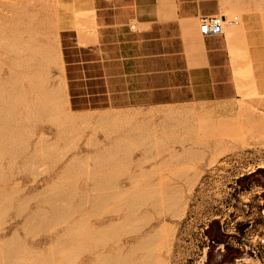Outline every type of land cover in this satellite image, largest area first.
<instances>
[{
  "label": "rangeland",
  "instance_id": "obj_1",
  "mask_svg": "<svg viewBox=\"0 0 264 264\" xmlns=\"http://www.w3.org/2000/svg\"><path fill=\"white\" fill-rule=\"evenodd\" d=\"M227 1L223 0L226 9L221 15L225 16L228 23L236 22L232 25L224 24V35H222L227 38L229 52L233 57L231 62L233 84L235 89L237 86V97L234 100L230 97L233 94L231 92H195L193 87L175 84L170 87L174 93L173 100L170 98L159 106L155 104L142 109L130 108L123 112L116 110L115 113L113 111L73 113L67 105L58 38L59 31L68 24L75 25L81 32L88 29L90 12L87 0H0V39H2L0 48L4 51L1 52L0 49V76H6V85L2 86L0 81V95L7 89H17L16 94L22 99L15 95L16 101L18 99L23 102L30 99L29 102L32 103L30 105L35 106L34 108L30 106L28 118L24 116L27 118L26 121L28 120L25 122V129L21 131L19 142L15 140L13 145V151H15L16 148L26 147V144L30 143L27 153L24 156H18L15 152L0 153V264H111V259L116 255H120L121 258L123 256V260L134 258L133 264L136 262L141 264L142 253L132 256L127 243L142 233L150 235L153 227L159 228L163 224L171 225L169 226L170 236L172 232L173 235L166 239L168 241H164V243L168 242V245L162 243L160 249L158 248L159 261L154 262L152 258L147 264H264V0H236L235 3L234 0ZM29 14L34 18L30 19ZM32 20L35 25L30 24ZM24 24L30 29H25ZM14 25L20 27L19 31ZM36 25L41 31L43 30L40 33L37 29L41 35L37 34ZM70 25L66 27H71ZM31 28H35V31ZM234 28L239 32L234 31ZM25 30L28 35L32 31L30 35L33 37L28 36ZM16 32L20 35L16 36ZM22 35L25 38H22ZM198 36L203 38L199 32ZM28 37L30 38L27 41ZM231 37L241 38V41L239 39L233 45ZM11 41L18 44V47L21 44L22 48H17ZM26 41L25 46L40 43L35 44L36 49L31 48L35 54L32 50H28L32 45L23 46ZM154 42L155 40L148 42V51L154 50L156 46ZM161 42L166 52H172L169 39L164 37ZM3 57L6 60L10 58L9 62L4 61ZM19 57L23 58L19 59ZM23 59L24 61H21ZM22 63L24 67L18 65ZM20 74H22L21 77L24 75L25 77L21 78ZM161 79L173 81V77ZM174 80L182 81L180 77ZM35 85L37 91L34 90ZM153 89L155 90L156 86ZM28 90L29 94L34 92L28 95L26 92ZM168 90L169 86L166 92H171ZM31 96L34 99L35 97L39 100L43 99V103L36 104V99L33 102ZM50 99L57 103L50 102ZM35 110H38L39 115ZM130 111L137 116L132 115ZM103 117L105 121H102ZM67 118L74 119L72 121L75 125H68ZM130 126L134 128V131L141 128L135 134L139 137L135 138L124 133V130ZM34 142L40 143H35L37 145L35 146ZM119 146L121 149L119 148L120 152L118 150L116 155L118 166L115 164L114 168L113 166L103 168L97 164L96 160H93L97 159L96 156L107 154L109 148L111 150L112 147ZM182 146L190 149L192 153L175 161L176 159L171 157V151L181 150ZM104 147H109L105 150L106 153H103L106 149ZM110 150L109 153L114 154ZM30 156L36 158L35 162L28 161ZM74 158L81 159L76 161ZM71 163L75 165L72 175L65 174L64 167L68 164L72 165ZM79 168H83V172H80ZM108 170L111 171L110 174ZM259 170L263 172L257 173ZM89 171L90 175H94L91 176L93 178L104 175L112 179L110 181L108 179L109 188L106 186L103 190L111 197V200L104 201L103 205L97 208L92 202H82L78 197L85 192L92 197L94 193L97 194L94 197L100 194L96 187L93 188V182L87 180ZM74 172L77 174L76 179L73 177ZM254 173L256 175L251 176ZM146 174L151 176L145 177ZM247 176L250 177L247 178ZM67 177L71 179L73 177L74 180H68ZM130 177H133L132 180L135 186L138 184V187L134 186ZM147 177L149 180L146 179ZM194 177L196 180L191 188L192 191H186V180ZM67 181L75 182L74 187L77 186L75 189L78 196L75 195L74 200L62 198L60 201H54L57 207L71 212L70 216L56 215L52 208L53 199L47 193L43 196L42 194L47 189L55 188V185L68 183ZM156 181L158 186L161 183L160 188L156 183L154 184ZM48 185L49 188H47ZM133 187L148 190L153 199L151 200L149 196L141 197V200L140 196L135 198L136 209L140 212L139 217L142 215L143 218L146 211L149 212L146 213L147 215L150 214L148 217L145 216L146 219L138 217L133 223L137 232L134 231V227L132 228L133 225L130 227L124 225L128 212L125 196ZM89 188L92 189L89 190ZM160 189H164L163 195L170 194L172 189L181 194L180 197L186 203L180 213L181 216L179 215L180 218L169 213L170 216L162 205L159 206L162 214L157 216L153 205L160 197L158 193L161 192ZM163 213H167L168 216L166 214L162 216ZM28 216L34 218L31 225L25 222L28 221ZM37 220L39 223L41 221L46 223L40 228H35L38 225ZM113 222H120L122 225L113 231L105 230V227H109V224ZM72 224H77L74 226L75 231L68 229ZM33 225L34 228H32ZM90 228L92 235L89 233L82 236L81 232L84 230L85 233ZM12 239L18 245H15L16 242L9 241ZM70 242L74 243L69 244ZM66 243L68 247H64ZM11 244L16 248L13 254L8 252L13 248ZM154 258H157L156 255Z\"/></svg>",
  "mask_w": 264,
  "mask_h": 264
},
{
  "label": "crops",
  "instance_id": "obj_2",
  "mask_svg": "<svg viewBox=\"0 0 264 264\" xmlns=\"http://www.w3.org/2000/svg\"><path fill=\"white\" fill-rule=\"evenodd\" d=\"M223 4V0H87L88 29L81 32L71 26L59 31L70 111L159 106L173 100L170 87L175 84L195 92H231L234 100L237 86L227 38L203 36L199 30L200 20L221 15ZM164 37L172 52L161 45ZM239 39L231 37L232 44ZM152 40L156 46L148 51ZM165 77L173 81L161 79ZM179 77L182 81L176 82ZM167 86L171 92H166Z\"/></svg>",
  "mask_w": 264,
  "mask_h": 264
},
{
  "label": "bare ground",
  "instance_id": "obj_3",
  "mask_svg": "<svg viewBox=\"0 0 264 264\" xmlns=\"http://www.w3.org/2000/svg\"><path fill=\"white\" fill-rule=\"evenodd\" d=\"M30 1H32V0H30ZM227 1V0H226ZM235 1L236 0H234V3H235ZM238 1V0H237ZM240 1V0H239ZM21 2V1H20ZM225 2V1H224ZM228 2V1H227ZM261 2V1H260ZM263 2V1H262ZM56 3V2H55ZM238 3V2H237ZM249 3V2H248ZM259 3V2H258ZM232 4V3H231ZM256 4V3H255ZM37 5V4H36ZM224 5V4H223ZM233 5V4H232ZM235 5V4H234ZM233 5V6H234ZM241 5V4H240ZM15 6V5H14ZM232 6V7H233ZM238 6V5H237ZM259 6H260V4H259ZM23 9V8H22ZM261 9V8H260ZM32 10V9H31ZM259 10V9H258ZM13 11V10H12ZM14 12V11H13ZM23 13V12H22ZM26 12H24V14H25ZM30 13V12H29ZM34 13H36V11L34 12ZM27 14V13H26ZM30 15V14H29ZM33 15V14H32ZM36 14H34V16H35ZM28 16V15H27ZM30 19H32V18H34L33 16H28ZM32 17V18H31ZM37 17V16H36ZM213 17H218V18H221L222 19V32L220 33V34H217V35H210V36H222V35H224V24H229L230 23V25H232V24H235L236 22L235 21H229V23L228 22H226V18H225V16L224 15H215V16H213ZM27 18V17H26ZM29 18H27L28 20H29ZM46 18V17H45ZM204 18H207V17H204ZM204 18H202L201 20H200V24H201V21L204 19ZM19 20H21V19H19ZM44 20V19H43ZM33 21L34 20H32L31 22H30V24L31 23H33ZM37 21V20H36ZM42 22V21H41ZM19 23V22H18ZM27 23V22H26ZM40 23V22H39ZM22 24H23V22H22ZM38 24V23H37ZM25 25L26 24H24V27H25ZM33 25H35V23H33ZM68 25H70V24H68ZM68 25H65V27L66 26H68ZM9 26V25H8ZM12 26V25H11ZM15 26V25H14ZM29 26V25H28ZM31 26V25H30ZM56 26V25H55ZM71 26V25H70ZM75 26V25H74ZM15 27H17V26H15ZM15 27H13V28H15ZM35 27V26H34ZM38 27H41V26H39L38 25ZM12 28V29H13ZM18 28H20V27H17V29L16 30H18L19 31V29ZM27 28V25H26V27H25V29ZM46 28V27H45ZM9 29L11 30V28L9 27ZM8 29V30H9ZM28 29V28H27ZM29 29H30V27H29ZM28 29V30H29ZM32 29V28H31ZM37 29H39V28H37V25H36V32H37V34H39L38 32L39 31H37ZM7 30V31H8ZM40 30V29H39ZM199 30H200V26H199ZM234 31H238V29H236V28H234L233 29ZM6 31V32H7ZM13 31V30H12ZM17 31V32H18ZM21 31L23 32L24 31V28H23V30L21 29ZM20 31V34L22 33ZM26 31V30H25ZM32 31H35V28H33L32 29ZM32 31H28L29 32V35H28V33H27V31H26V33H27V35L28 36H32L33 37V35H30V33L32 32ZM43 31V30H42ZM41 30H40V33L42 32ZM11 32V31H10ZM16 32V33H17ZM36 32H35V35H36ZM239 32V31H238ZM14 33V32H13ZM12 33V34H13ZM19 33V32H18ZM17 33V34H18ZM26 33H24V34H26ZM34 33V32H33ZM200 33H201V31H200ZM7 34H9V32L7 33ZM6 34V35H7ZM12 34L11 35H9L10 37L12 36ZM16 34V36H19L20 34H18L17 35ZM80 34V33H79ZM27 35H26V37H27ZM39 35H41V34H39ZM81 35V37H83V39H84V36L82 35V34H80ZM92 35H95V34H91L90 33V36H92ZM201 35H203L202 33H201ZM88 36V35H87ZM203 36H208V35H203ZM9 37V38H10ZM22 38L24 37L23 35L21 36ZM37 37H39L38 35H37ZM36 37V38H37ZM80 37V39H82ZM93 37V36H92ZM4 38H6V37H4ZM21 38V39H22ZM25 38V37H24ZM29 38L30 37H28V38H26L27 39V41L29 40ZM35 38V37H34ZM34 38H32L33 39V41H34ZM7 39V38H6ZM15 39V38H14ZM86 39H88V41H89V36H88V38H86ZM85 39V40H86ZM0 40H2V39H0ZM18 42H20V39L18 38ZM25 40V39H24ZM36 40V39H35ZM8 41V40H7ZM27 41L26 42H24L23 43V46H25L24 44L26 43L27 44ZM39 41V40H38ZM22 42V41H21ZM36 42V41H35ZM11 43H13L12 41H11ZM31 43H33V42H31ZM13 44H15V43H13ZM28 44H30V42L28 43ZM36 44V43H35ZM35 44L34 45H32V47H30V49H28L29 51H31L32 49H36L35 48ZM37 44H40V43H37ZM36 44V45H37ZM10 46H12L11 44H9ZM8 45V46H9ZM16 46H17V48H22V45L21 44H19V46L20 47H18V44H15ZM31 45H26L25 47H27V46H31ZM33 46H34V48H33ZM15 46H13V48H14ZM43 47H44V45H43ZM16 48V49H17ZM29 48V47H28ZM32 48V49H31ZM1 49V48H0ZM24 49V48H23ZM38 50H39V48H37ZM43 49V48H42ZM59 49V48H58ZM9 50V49H8ZM44 50V49H43ZM13 51V50H12ZM19 51L20 52H22L21 51V49H19ZM18 51V52H19ZM24 51H25V49H24ZM27 51V50H26ZM33 51V50H32ZM1 52H4V51H2V49H1ZM9 52H11V51H9ZM15 52V51H14ZM19 52V53H20ZM36 52H37V50H36ZM7 53V52H6ZM5 53V54H6ZM29 53H31V52H29ZM33 53H34V51H33ZM4 54V55H5ZM7 54H10V53H7ZM12 54V53H11ZM35 54V53H34ZM42 54V53H41ZM2 55H3V53H2ZM15 55V54H14ZM30 55V54H29ZM45 55V54H44ZM8 56H11V55H8ZM36 56H38V57H41V56H39L38 54H36ZM51 56V55H50ZM24 57V56H23ZM22 57V58H23ZM28 57H31V56H28ZM33 57V56H32ZM21 57H19V59H20ZM21 58V59H22ZM26 58H27V56H26ZM37 58V57H36ZM59 58V57H58ZM3 59H5L4 57H3ZM8 59H10V58H8ZM8 59L6 60H4V61H8ZM32 59V58H31ZM14 60V59H13ZM12 60V61H13ZM30 60V59H29ZM42 60V59H41ZM60 60V59H59ZM21 61H24V59L23 60H21ZM26 61H28V60H26ZM40 61V60H39ZM45 61V60H44ZM9 62V61H8ZM10 63H12V62H10ZM18 63V62H17ZM32 63V62H31ZM2 65V64H1ZM15 65H17V64H15ZM19 66H21V67H24L23 66V63H22V65H20V64H18ZM25 65V64H24ZM28 65V64H27ZM5 66V65H4ZM3 66V67H4ZM9 66V65H8ZM29 66H31L30 64H29ZM32 66H33V64H32ZM38 66V65H37ZM2 67V66H1ZM2 67V68H3ZM35 67V66H34ZM39 67V66H38ZM28 69V68H27ZM40 69V68H39ZM2 70V69H1ZM32 70V69H31ZM36 71H37V69H35ZM11 71H13V70H11ZM33 71V70H32ZM10 72V71H9ZM10 73H12V72H10ZM15 73V72H14ZM29 73V72H28ZM26 74V73H25ZM30 74H31V72H30ZM29 74V75H30ZM15 75V74H14ZM48 75V74H47ZM8 76H12V75H8ZM22 76V74H20V77ZM27 76V75H26ZM16 77V76H15ZM23 77H25V75L23 76ZM23 77H21V78H23ZM8 78V77H7ZM0 81H1V85L3 86V85H6V76L5 77H3L2 75L0 76ZM13 79H15V78H13ZM12 79V80H13ZM29 79V78H28ZM31 79V78H30ZM29 79V80H30ZM43 79V78H42ZM64 79V78H63ZM11 80V79H10ZM23 80V79H22ZM24 80H27V79H25L24 78ZM16 81H17V79H16ZM20 81H21V79H20ZM32 81V80H31ZM30 81V82H31ZM26 82V81H25ZM33 82V81H32ZM23 83V82H22ZM28 83H29V81H28ZM38 83V82H37ZM17 84V83H16ZM26 84H27V82H26ZM35 84H36V82H35ZM0 85V86H1ZM18 85V84H17ZM31 85H32V83H31ZM33 85H34V83H33ZM40 85V84H39ZM43 85H44V83H43ZM38 86V85H37ZM11 87V86H10ZM27 87V86H26ZM28 87H29V85H28ZM39 87V86H38ZM2 88V87H1ZM8 88V87H7ZM40 88H41V86H40ZM40 88H38V90L40 89ZM43 88V87H42ZM5 89V88H4ZM23 89H25L24 87H23ZM32 89H33V87H32ZM32 89H29V90H32ZM17 90V89H16ZM16 90H14V89H7L6 91H3V93L1 92V95H0V153H5V152H7V153H14L15 152V154L16 155H18V156H24L26 153H27V151H28V148H29V146H31V144L29 143V144H26L27 146L25 147V146H23V147H25V149H23V147L22 148H19L18 147V149L16 148V150L15 151H13V145H14V141L15 140H17V142H19L18 140H19V136H20V134H21V131L22 130H24L25 129V122H27L26 121V119L28 118V116H29V110H30V104H32V103H30L29 102V100L30 99H28V101H26L25 99H23V100H25V101H21L20 102V100L18 101V99H17V101L15 100L16 98H15V95L16 96H18L16 93ZM26 91L27 92V94L28 95H30V94H32V93H28V92H30V91ZM34 90H36V85H35V88H34ZM21 91H23V90H21ZM37 91V90H36ZM40 91V90H39ZM44 91V90H43ZM54 92V91H53ZM39 93V92H38ZM56 93H58V92H56ZM23 94V93H22ZM25 95H27L26 93H24ZM39 94H41V93H39ZM28 95H27V97H28ZM51 95V94H50ZM34 96V95H33ZM36 96V95H35ZM19 97V96H18ZM32 97V96H31ZM37 97H38V95H37ZM49 97V96H48ZM19 98H21V97H19ZM25 98V97H24ZM33 98V97H32ZM42 98H43V95H42ZM50 98V97H49ZM22 99V98H21ZM35 99H36V97H35ZM34 98L33 99H31L32 101L33 100H35ZM55 99H56V97H55ZM38 100L39 99H36L35 101H36V104H42L43 102H42V100H41V102H40V100H39V102H38ZM51 100V101H50ZM49 101L50 102H54V101H52V99H50ZM31 101V102H32ZM34 102V101H33ZM56 102V101H55ZM54 102V103H55ZM57 103V102H56ZM45 105L47 106V103H45ZM44 105V106H45ZM53 105V104H52ZM19 106L21 107V108H19ZM33 106H34V104H33ZM33 106H31V108H34ZM40 106V105H39ZM44 106H41L42 108L44 107ZM38 107V106H37ZM40 107V108H41ZM18 108H19V110H18ZM40 108H38V110L40 109ZM41 108V109H42ZM47 108H48V106H47ZM54 108V107H53ZM51 109V108H50ZM55 109V108H54ZM58 109V108H57ZM142 109V108H141ZM186 109V108H185ZM38 110H35L37 113H38V115H39V112H38ZM43 110V109H42ZM48 110H49V108H48ZM110 110V109H109ZM127 110V109H126ZM31 111V110H30ZM34 111V112H35ZM44 111V110H43ZM50 111V110H49ZM118 111V110H117ZM129 111V110H128ZM35 112V114H37ZM56 112V111H55ZM114 112V111H113ZM122 112H123V110H122ZM127 112V111H126ZM131 112V111H130ZM129 112V113H130ZM134 112V111H133ZM48 113V112H47ZM70 113V112H69ZM115 113V112H114ZM117 113V112H116ZM125 113V112H124ZM181 113V112H180ZM188 113V112H187ZM55 114V113H54ZM126 114V113H125ZM131 114H132V112H131ZM179 114V113H178ZM31 115V114H30ZM56 115V114H55ZM54 115V116H55ZM67 115V114H66ZM71 115V114H70ZM124 115V114H123ZM132 115H135L134 113L132 114ZM145 115V114H144ZM166 115V114H165ZM169 115V114H168ZM24 116L25 117H27V118H24ZM41 116V115H40ZM39 116V117H40ZM60 116H61V114H60ZM72 116V115H71ZM114 116H119V115H114ZM135 116H137V115H135ZM146 116V115H145ZM31 117H33V116H31ZM53 117V116H52ZM64 117V116H63ZM67 117V116H66ZM82 117V116H81ZM109 117V116H108ZM131 117V116H130ZM153 117V116H152ZM182 117V116H181ZM41 118V117H40ZM48 118V117H47ZM77 118V117H76ZM113 119H114V117H112ZM121 118V117H120ZM125 118V117H124ZM133 118V117H132ZM135 118V117H134ZM148 118V117H147ZM35 119V118H34ZM46 119V118H45ZM50 119V118H49ZM67 119H69V120H67L66 121V123L68 124V125H75V122L74 121H72V120H74V119H71V118H67ZM118 119V118H117ZM151 119V118H150ZM29 120H30V118H29ZM32 120V119H31ZM36 120V119H35ZM40 120V119H39ZM56 120V119H55ZM108 120H110V119H108ZM143 120V119H142ZM153 120V119H152ZM180 120V119H179ZM190 120V119H189ZM38 121V120H37ZM48 121V120H47ZM51 121V120H50ZM102 121H105V119H104V117L102 118ZM113 121V120H112ZM139 121H141V120H139ZM144 121V120H143ZM166 121V120H165ZM184 121H186V120H184ZM142 122V121H141ZM157 122H159V121H157ZM172 122V121H171ZM178 122V121H177ZM182 122V121H181ZM189 122V121H188ZM34 123V122H33ZM35 123H36V121H35ZM54 123V122H53ZM109 123V122H108ZM124 123V122H123ZM128 123V122H127ZM135 123H137V122H135ZM139 123V122H138ZM143 123V122H142ZM150 123V122H149ZM184 123V122H183ZM59 124V123H58ZM66 124V125H67ZM106 124H107V122H106ZM115 124V123H114ZM125 124V123H124ZM129 124V123H128ZM151 124V123H150ZM175 124V123H174ZM178 124V123H177ZM182 124V123H181ZM27 125V124H26ZM32 125V124H31ZM35 125V124H34ZM37 125V124H36ZM62 125V124H61ZM156 125V124H155ZM154 125V126H155ZM186 125V124H185ZM33 126V125H32ZM59 126H60V124H59ZM64 126V125H63ZM129 126V125H128ZM135 126H136V124H135ZM169 126V125H168ZM172 126V125H171ZM170 126V127H171ZM177 126V125H176ZM31 127V126H30ZM66 127V126H65ZM107 127V126H106ZM109 127V126H108ZM111 127H112V124H111ZM111 127H109V128H111ZM118 127V126H117ZM132 126H130V128H126L125 130H124V133L125 134H127V135H129V136H135V138H137V137H139V136H137V135H135L136 134V131H138L139 129H141V128H139L138 130H136V131H134V128H131ZM141 127V126H140ZM151 127V126H150ZM162 127V126H161ZM167 127V126H166ZM187 127V126H186ZM24 128V129H23ZM60 128V127H59ZM67 128V127H66ZM69 128V127H68ZM73 128V127H72ZM108 128V129H109ZM143 128H144V126H143ZM159 128V127H158ZM180 128V127H179ZM34 129V128H33ZM63 129V128H62ZM65 129V128H64ZM135 129H137V128H135ZM171 129V128H170ZM29 130V129H28ZM28 130H27V132H28ZM113 130V129H112ZM150 130V129H149ZM155 130V129H154ZM168 130V129H167ZM59 131V130H58ZM64 131V130H63ZM67 131H68V129H67ZM143 131V130H142ZM146 131V130H145ZM162 131V130H161ZM165 131V130H164ZM26 132V131H25ZM62 132V131H61ZM144 132V131H143ZM24 133V132H23ZM142 133V132H141ZM144 133H146V132H144ZM148 133H150V132H148ZM157 133V132H156ZM27 134V133H26ZM29 134V133H28ZM138 134V133H137ZM143 134V133H142ZM154 134H155V132H154ZM168 134V133H167ZM31 135V134H30ZM140 135V134H139ZM32 136V135H31ZM69 136V135H68ZM137 136V137H136ZM141 136V135H140ZM148 136H150L151 137V135H148ZM30 137V136H29ZM41 137H42V135H41ZM59 137V136H58ZM153 137V136H152ZM26 138H27V136H26ZM62 138V137H61ZM149 138V137H148ZM165 139H166V136L164 137ZM36 139H38V137L36 138ZM42 139V138H41ZM45 139V138H44ZM65 139V138H64ZM141 139H142V137H141ZM140 138H139V140H141ZM144 139V138H143ZM146 139V138H145ZM22 140V139H21ZM26 140V139H25ZM43 140V139H42ZM42 140L40 141V140H37V141H40V142H42ZM61 140V139H60ZM138 140V141H139ZM147 140V139H146ZM157 140V139H156ZM44 141V140H43ZM22 142V141H21ZM20 142V143H21ZM24 142V141H23ZM40 142H34V144L33 145H35V143L36 144H39ZM144 142V141H143ZM152 143V142H151ZM161 143V142H160ZM43 144V143H42ZM45 144V143H44ZM43 144V145H44ZM53 144V143H52ZM154 144V143H153ZM157 144V143H156ZM21 145V144H20ZM24 145V144H23ZM42 145V146H43ZM49 145V144H48ZM141 145H143V144H141ZM161 145V144H160ZM163 145V144H162ZM35 146H37V145H35ZM39 146V145H38ZM41 146V145H40ZM47 146V145H46ZM111 146H113V145H111ZM114 146H117V145H114ZM158 146V145H157ZM164 146V145H163ZM141 147H143V146H141ZM144 147H146V146H144ZM153 147V146H152ZM151 147V148H152ZM169 147V146H168ZM167 147V148H168ZM44 148V147H43ZM104 148H106V147H104ZM107 148H109V147H107ZM107 148L106 149H104V152L103 153H106L105 152V150H107ZM113 148L115 149V150H113ZM121 149V146H119V147H112V151L114 152V154H112V152H111V150H110V148L108 149V152H107V154H103V155H99V156H96L97 157V159H93V160H96V162H97V164H99V165H101L103 168H104V166H113V168H114V166H115V164L118 162L117 160H116V155H117V151L119 150V152H120V149ZM148 148H149V145H148ZM147 148V149H148ZM49 149V148H48ZM123 149V148H122ZM155 149V148H154ZM161 149V148H160ZM169 149H170V147H169ZM109 150H110V152L111 153H109ZM115 151H116V153H115ZM157 151H158V148H157ZM166 151V150H165ZM164 151V152H165ZM169 151V150H168ZM118 152V153H119ZM155 152V151H154ZM159 152V151H158ZM158 152H156V153H158ZM161 152V151H160ZM172 153H171V157H172V159L174 158V159H176L175 161H177V160H180V159H183L184 157H186V155L187 154H189L190 152L192 153V151H190V149H186L184 146H182L181 147V150H172L171 151ZM110 155H109V154ZM146 153V152H145ZM155 153V154H156ZM99 154V153H98ZM124 154V153H123ZM125 155V154H124ZM158 155V154H157ZM191 155V154H190ZM190 155H188V156H190ZM34 156V155H33ZM170 156V155H169ZM129 157H130V155H129ZM151 157V156H150ZM155 157V156H154ZM171 157H170V159H171ZM95 158V157H94ZM121 158V157H120ZM36 158L35 157H28V161L31 163H33V162H35L34 160H35ZM61 159V158H60ZM75 160L77 159V158H74ZM81 159V158H80ZM79 158L77 159L78 161L80 160ZM130 159V158H129ZM169 159V160H170ZM172 159H171V161H172ZM76 160V161H77ZM125 160V159H124ZM72 161H74V160H72ZM75 161V162H76ZM170 161V162H171ZM175 161H173V162H175ZM122 163L124 162V161H121ZM122 163H120V164H122ZM139 163V162H138ZM72 164V163H71ZM78 163H76V165H77ZM117 165V164H116ZM98 166V165H97ZM100 166V167H101ZM118 166V165H117ZM77 167V166H76ZM101 167V168H102ZM116 167V166H115ZM88 168V167H87ZM75 169V165H66L65 167H64V169H63V172L66 174H71V172L73 171ZM79 169H81V168H79ZM83 169V168H82ZM82 169L80 170V172L82 171ZM91 170V169H90ZM96 170V169H95ZM78 170H76V172H77ZM100 172H101V170H99ZM104 171V170H103ZM102 171V172H103ZM76 172H74L75 174H73V175H75V176H73L75 179H76ZM79 172V171H78ZM79 172V173H80ZM83 172V171H82ZM96 172V171H95ZM108 172H109V174H110V172L111 171H109L108 170ZM145 172V171H144ZM157 172H159V171H157ZM117 173V172H116ZM87 174V173H86ZM91 174V172L89 171L88 172V178H87V180H88V182H93V184H94V187L93 188H97L98 189V192L100 193L97 197H94V196H96L95 195V193L93 194L94 196L92 197V196H90V195H88V194H85V193H83L82 195L80 194L79 196L78 195H76L77 194V192H76V189L75 188H77V184L75 185L76 187H74V184H75V182L74 181H72V182H74V183H72V182H68V183H66V184H62V185H59V186H57V185H55V188H51V189H47V188H49V185H48V187L46 188L47 190H45V192L43 191V194H42V196L44 195V194H49L50 195V198H52L53 199V203L52 204H54L53 206H52V208H53V211H54V213L56 214V215H60V214H63V216L65 215V216H70V214H71V212L70 211H66V210H63V209H61V207H57V204H55L54 203V201H56V200H58V201H60L62 198H63V200H65V199H68V198H73V197H76V196H78V197H80V201H82V202H84V201H89V202H92V204H94V206H96V208L99 206L100 207V205H103V203H104V201L105 202H107V201H109V200H111V197L109 196V195H107V194H105L104 192H103V190L105 189V187L107 186L108 188H109V186L107 185L108 183H109V181L110 180H112V179H109L108 178V176H104L103 174H100V175H103V176H98V177H91V176H94V175H90ZM97 174V173H96ZM95 174V175H96ZM105 175H106V172L104 173ZM109 174H107V175H109ZM72 175V174H71ZM80 176H81V174H80ZM83 176V175H82ZM86 176V175H85ZM110 176V175H109ZM132 176V175H131ZM141 176V175H140ZM145 177L146 176H151V175H148V174H146V175H144ZM72 177V179L74 180V178ZM155 177V176H154ZM153 177V178H154ZM179 177V176H178ZM195 177H198V176H195ZM191 178V179H187L186 180V184H185V190L186 191H190L191 190V188L194 186V184H195V180H196V178ZM61 178V177H60ZM68 178V177H67ZM66 178V179H67ZM131 178V177H130ZM133 178V177H132ZM132 178H131V182H134L133 180H132ZM164 178H165V176H164ZM189 178V177H188ZM63 179H64V177H63ZM69 179H71V178H68V180ZM71 179V180H72ZM108 179H109V181H108ZM141 179V178H140ZM146 179H148V177L146 178ZM163 179V178H162ZM135 180V179H134ZM149 180V179H148ZM160 180H161V178H160ZM86 181V180H85ZM144 181V180H143ZM159 181V180H158ZM171 181V180H170ZM130 182V183H131ZM78 183V182H77ZM157 184L158 182L156 181V182H154V184ZM110 184H112V183H110ZM132 185H133V183H131ZM161 184V183H160ZM160 184H159V186H160ZM136 184H135V182H134V186H135ZM93 186V185H92ZM158 186V184H157V187H159ZM178 186H179V184H178ZM135 187H138V184H137V186H135ZM135 187H133V188H131V189H129V191H128V194L125 196L126 197V205H127V208H128V212H127V217H126V220H125V223H124V225H127V226H132L133 225V223L137 220V218L139 217V214H140V212L136 209L137 207H136V204H135V198L138 196H140V200H141V197H146V196H149L150 197V192H147L148 190H140V189H136ZM143 187V186H142ZM153 187H154V185H153ZM165 187V186H164ZM170 187H172L171 185H170ZM160 188V187H159ZM90 189H92V188H89V190ZM143 189V188H142ZM145 189V188H144ZM150 189V188H149ZM165 190H168L169 189V187H168V189H166V188H164ZM164 189L163 190H161L160 189V191L161 192H158L159 193V195H160V197H159V199L156 201V203L153 205V207H154V211H156V214H157V216L159 215H161L162 214V211L160 212V210H159V206L160 205H162V207L164 206V209H166L167 211H168V214L169 213H171V214H173V216L174 217H179L180 218V213H182V211H183V209H184V204L186 203V202H184L183 201V199H182V197H180L181 196V194L177 191V190H174V189H172L173 191H171V192H169L170 194H166V195H163V192H164ZM93 190H95V189H93ZM184 190V189H183ZM192 191V190H191ZM190 191V192H191ZM89 192H91V191H89ZM94 192V191H93ZM101 192H103L104 194H105V196L103 195V193H101ZM166 192V191H165ZM97 193V192H96ZM155 193H156V191H155ZM189 193V192H188ZM92 194V193H91ZM114 194V193H113ZM185 194V196H186V193H184ZM184 194H182V195H184ZM76 195V196H75ZM154 195V194H153ZM1 196H4L3 194H1ZM184 196V197H185ZM149 197H147L148 199H149ZM158 197V196H157ZM188 197V196H187ZM113 198V197H112ZM51 199V200H52ZM150 199H151V197H150ZM71 200H74V198L73 199H71ZM79 200V199H78ZM151 200H153V199H151ZM81 202V203H82ZM151 202V201H150ZM150 202H148V203H150ZM144 204V203H143ZM145 205V204H144ZM187 206V205H186ZM140 207H142V205L140 206ZM186 208V207H185ZM67 209V208H66ZM141 209V208H140ZM67 210H70V209H67ZM38 213H40V212H38ZM53 213V214H54ZM149 213V212H145V214H144V216H143V218H145V216H149V215H147V214ZM151 214H152V212H150ZM34 214V213H33ZM166 215H167V213H165ZM164 213H163V215L162 216H164L165 215ZM37 215V214H36ZM170 215V214H169ZM180 215V216H179ZM31 216V215H30ZM62 216V215H61ZM152 216V215H151ZM150 216V217H151ZM168 216V215H167ZM171 216V215H170ZM29 217V216H28ZM33 217H37V216H35V215H33ZM42 218V217H41ZM139 218H142V215H141V217H139ZM142 218V219H143ZM170 218V217H169ZM172 218V217H171ZM34 218H32V217H29L28 218V221H25V222H27L29 225H31L30 223H33V220ZM146 219V218H145ZM25 220H27V219H25ZM43 220V219H42ZM38 221V220H37ZM41 221V220H40ZM46 221V220H45ZM42 222V221H41ZM40 222V223H41ZM44 222V221H43ZM39 223V221L37 222V224L38 225H36L35 226V228L36 227H39L40 228V226L41 225H44L45 223H41L40 224ZM150 223V222H149ZM27 224V225H28ZM48 224H49V222H48ZM75 225H77V224H72V225H70L69 227H68V229H69V231H75ZM106 225H108V224H106ZM110 225V226H109ZM108 226L109 227H107V228H109V229H107L106 227H105V230H107V231H113V230H115V229H117V228H120V226L122 225L120 222H113V223H111V224H109ZM45 226H47V224L45 225ZM169 226H171V225H169ZM169 226H167L166 224H163V225H161V227H159V228H157L156 226H155V228H157V229H155L154 227H153V231H152V233L150 234V235H145V234H143L142 233V235H139L138 237H133L132 238V241L131 242H129V243H127V247L128 248H130V251L132 252V256H134L135 257V255L134 254H137V253H139V252H141L142 253V256H141V258H140V263L141 264H147L148 262H150L151 261V259L153 258V260H154V262H156V261H159V259H160V257L159 256H157V254L160 252L159 251V249H160V246H162L163 244L162 243H164V241L170 236V227ZM42 227V226H41ZM44 227V226H43ZM134 227V225L132 226V228ZM140 227V226H139ZM32 228H34V225H33V227ZM124 228V227H123ZM100 229V228H99ZM98 229V230H99ZM102 229V228H101ZM103 229H104V226H103ZM102 229V230H103ZM125 229H128L127 227H125ZM134 229V231H135V227L133 228ZM122 230V229H121ZM139 230V229H138ZM104 231V230H103ZM129 231V230H128ZM128 231H126V232H128ZM144 231V230H143ZM92 231H91V228L90 229H88V230H86V232L84 233V230L81 232L82 233V236H83V234L84 235H89V233H91ZM100 232V231H99ZM115 232V231H114ZM120 232V231H119ZM135 232H137V231H135ZM80 233V234H81ZM101 233V232H100ZM100 233H98V234H100ZM110 233V232H109ZM134 233V232H133ZM139 233V232H138ZM148 233V232H147ZM173 233V232H172ZM171 233V236L173 235ZM14 234V233H13ZM94 234H96L95 232H94ZM93 234V235H94ZM111 234V233H110ZM129 234V233H128ZM91 235H92V233H91ZM129 235H131V234H129ZM115 236H116V234H115ZM170 236V237H171ZM13 238V237H12ZM129 238V237H128ZM8 239V238H7ZM6 240V239H5ZM18 240V239H17ZM9 241H13V239L12 240H9ZM166 241H168V240H166ZM171 241V240H170ZM16 241L14 240L13 241V243H15ZM7 243V242H6ZM9 243V242H8ZM11 243V242H10ZM9 243V244H10ZM72 243H74V242H70L69 244H72ZM168 243V242H167ZM167 243H164V245H168ZM20 244V243H19ZM162 244V245H161ZM8 245V244H7ZM6 245V246H7ZM13 244H11V246H12ZM15 245H18L17 244V242L15 243ZM68 244L66 243V244H64V247H68L67 246ZM10 246V245H9ZM8 246V247H9ZM13 247V246H12ZM16 247V246H15ZM17 248H19L18 246H17ZM90 248H91V246H90ZM159 248V249H158ZM167 248H168V246H167ZM16 251V248H11L10 249V251H8L10 254L12 253L13 254V252H15ZM130 253V252H129ZM156 255V257L157 258H154V256ZM132 256H130V257H132ZM120 255L118 256V255H116L115 257H113L111 260H112V263L113 264H120L121 262H123V264L125 263V264H133V259L134 258H132V260L131 259H128L127 260V258H126V260H123V256H122V258L120 257ZM124 259H125V257H124ZM137 261V260H136ZM111 263V262H110ZM111 263V264H112ZM137 263V262H136ZM135 263V264H136ZM122 264V263H121Z\"/></svg>",
  "mask_w": 264,
  "mask_h": 264
},
{
  "label": "built area",
  "instance_id": "obj_4",
  "mask_svg": "<svg viewBox=\"0 0 264 264\" xmlns=\"http://www.w3.org/2000/svg\"><path fill=\"white\" fill-rule=\"evenodd\" d=\"M200 31L203 35H217L222 32V19L209 16L204 18L200 24Z\"/></svg>",
  "mask_w": 264,
  "mask_h": 264
},
{
  "label": "trees",
  "instance_id": "obj_5",
  "mask_svg": "<svg viewBox=\"0 0 264 264\" xmlns=\"http://www.w3.org/2000/svg\"><path fill=\"white\" fill-rule=\"evenodd\" d=\"M263 171L262 170H259L257 173H262ZM256 175V173L252 174L251 176H254ZM250 177V176H247V178Z\"/></svg>",
  "mask_w": 264,
  "mask_h": 264
}]
</instances>
